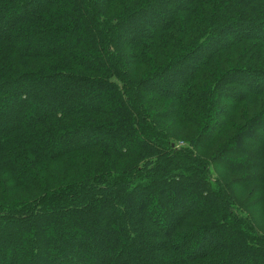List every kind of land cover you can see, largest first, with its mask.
<instances>
[{
	"label": "trees",
	"instance_id": "trees-1",
	"mask_svg": "<svg viewBox=\"0 0 264 264\" xmlns=\"http://www.w3.org/2000/svg\"><path fill=\"white\" fill-rule=\"evenodd\" d=\"M0 117V264H264V0H0Z\"/></svg>",
	"mask_w": 264,
	"mask_h": 264
},
{
	"label": "rangeland",
	"instance_id": "rangeland-1",
	"mask_svg": "<svg viewBox=\"0 0 264 264\" xmlns=\"http://www.w3.org/2000/svg\"><path fill=\"white\" fill-rule=\"evenodd\" d=\"M175 1V0H174ZM151 18V17H150ZM158 21V18L156 19V17L154 18L153 16H152V18L150 19V23H148V24H145V23H142V22H137V23H135L134 24V27H132V29L133 30H130V32L128 33V35H137V33L136 32H138V31H143V30H147V29H149L150 27L149 26H151V24H153V23H156ZM3 26H4V29H6V26H5V24H3ZM263 31V30H262ZM240 32V30H239V28H237V27H235V28H231V29H229V30H226L225 32H224V34H221V38L220 37H218V39L220 38V39H223L224 37H228L230 34H237V33H239ZM214 43H211V45H213ZM211 45H208L207 46V49H209L210 47H211ZM204 54V51H200V52H197L195 55H193V57L191 58V60H190V67L193 65V64H195L196 62H198L199 61V59L201 58V56ZM189 67V68H190ZM189 68H188V70H189ZM185 73H186V71H178L173 77H170V79H166V80H161L160 81V83H159V89L160 90H168V89H172V88H174V85H175V83H177L179 80H181L182 78H184V76H185ZM230 90V89H229ZM227 91V90H225L224 92L223 91H221L220 93H219V95H221L222 97H224V98H226V96L227 97H230L231 96V94H232V92H230V91ZM219 99V98H218ZM62 101V100H61ZM60 100H59V102H61ZM218 101V100H217ZM218 104H219V102L216 104V106H218ZM216 108H218V107H216ZM37 109L38 110H43L44 108L43 107H41V106H38L37 107ZM1 118V117H0ZM219 118H220V115H219V112H218V110H214V112H213V120L215 121V122H218L219 121ZM263 130H264V118H262V120H260L259 122H257V124L255 125V126H251L250 128H249V130H248V132H247V137L245 138H242V140L241 141H239L238 142V146H249L252 142H254V140H256V138H258L259 137V135L260 134H262L263 133ZM251 139V140H247V141H244L243 139ZM82 140H84V139H82ZM81 140V141H82ZM184 141H179L178 142V146L179 145H182V144H184L183 143ZM69 143V140L67 139V141L66 140H63V142H61V143H59L58 144V146H65L66 144H68ZM211 170H212V175L214 176V170L211 168ZM162 192V191H161ZM161 192H153V193H151V197H152V202L150 203V205H149V211H152V204H156L157 202H158V200H160V197H161ZM163 193V192H162ZM191 201V200H190ZM188 202L189 204H191V205H189V206H193V207H195V206H197L198 204V202H200V200L199 199H197V200H192L191 202ZM187 203V204H188ZM132 205H135L133 202H132ZM133 207H135V206H133ZM158 218H159V220L161 221L162 220V218L158 215ZM159 229H161V223L159 222ZM54 231L55 230H52V231H50L49 233H48V235H49V238H50V240H52L53 239V235H54ZM82 264H87L86 263V257H84V258H82Z\"/></svg>",
	"mask_w": 264,
	"mask_h": 264
}]
</instances>
